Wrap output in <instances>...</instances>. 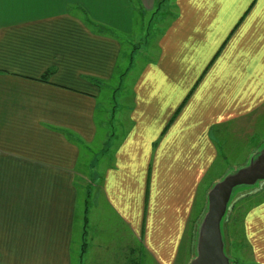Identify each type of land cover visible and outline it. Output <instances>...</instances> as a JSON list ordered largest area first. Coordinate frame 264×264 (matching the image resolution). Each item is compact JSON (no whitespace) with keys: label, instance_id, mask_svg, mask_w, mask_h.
I'll list each match as a JSON object with an SVG mask.
<instances>
[{"label":"crops","instance_id":"obj_1","mask_svg":"<svg viewBox=\"0 0 264 264\" xmlns=\"http://www.w3.org/2000/svg\"><path fill=\"white\" fill-rule=\"evenodd\" d=\"M140 47L132 100L104 122ZM263 118L264 0H0V264H129V229L154 264H181L221 143ZM106 144L84 189L79 165ZM97 186L126 233L91 222ZM245 238L264 264V201Z\"/></svg>","mask_w":264,"mask_h":264},{"label":"rangeland","instance_id":"obj_2","mask_svg":"<svg viewBox=\"0 0 264 264\" xmlns=\"http://www.w3.org/2000/svg\"><path fill=\"white\" fill-rule=\"evenodd\" d=\"M141 27L142 25H137L136 29L141 31ZM136 43H144V38L134 39L132 41V44ZM140 50L143 51L146 50V48L140 47L139 50L135 52V59L137 60V63L130 71L131 74L129 75V80H125L124 83V85L128 84L129 87H122L121 92L116 95L115 99L113 98V91L115 90V88L118 87L120 81L113 82L110 88H106V90H103L102 95L99 99V115L100 119L104 120V122L108 123L109 121L111 123L113 120L118 119L119 114L117 113V111L120 113L124 108V103L126 101L130 102L132 100L130 91L136 81V74L139 71V66L142 64L140 58L144 57L142 52L140 53ZM132 51V48L129 47V54ZM114 107L117 108V111ZM259 133H261V138ZM263 140L264 125H262L261 130L259 129V132H257V129L254 132L252 127H250V131H247V135H245L243 139L240 138L238 140L232 141L230 139L228 148H226L225 146L228 141H223L221 143V158L214 171L210 173L209 179H207L205 184L203 182V184L201 185L202 188L200 189V191L206 195V198H204V195H200L198 198L199 200L197 201V205L195 207L196 214L194 213L196 215L194 218L195 220H192L189 226L187 236L188 238L186 239L184 244L185 248H187V251L184 248L185 253L181 255V264H191V262L197 256L196 246L198 240V233L200 231V227L203 223V220L208 212V193L215 186V183H213V178L219 177V181H222L227 176L232 175L245 167H248L252 163L254 158L259 155L264 149ZM106 146L107 144L105 146L95 145L93 150L89 149L90 153L88 154L90 156L84 158L81 161L79 165L80 174L78 181L82 183L84 189H87V185L90 184V171L94 168L93 164L96 162V165H99L107 161L105 160V153L107 152V150L109 151V149H107ZM225 151H228L229 153H226ZM103 166L104 164H102L100 167L103 168ZM96 180L99 181V176L96 178ZM97 187L98 188L95 191H97L98 193L96 194V196H93L94 199L97 200V206L95 207L91 205V222L95 224L99 221L101 217H104L107 223L110 222V225L112 227L114 226L116 231H118L120 234L126 233V229L122 227L117 228V223L114 224V221L112 219L111 221L109 220V211L106 205L104 204L102 193L98 191L99 186ZM87 191L88 190H86V192ZM86 192L85 190L80 191L81 198H84ZM89 192H91L90 188ZM263 201L264 181H258L255 185L252 186L240 187L233 192L232 198L227 207L226 215L221 223V234L224 243V252L225 255L229 258L231 264H256L255 256L252 252V249L249 248L250 245L248 244V242L247 244L245 243L243 235L245 236V223L249 213L251 212V210H253L254 206L260 204V202ZM92 204H94L93 201ZM82 209H84L83 204L80 205V211H82ZM82 231L83 230L81 229V233ZM127 238L129 241V264H154L152 258L145 250L143 244L134 237L130 229L129 231L127 230ZM114 245L115 241L112 242V246L110 245V243H107V245L102 249H109L110 246L113 248ZM188 247L191 248L190 252ZM127 248L126 250L128 252ZM73 249L77 251L74 245ZM107 256L112 257L113 254L108 253ZM79 261L80 259L77 254V258H74L73 264H79ZM102 261L108 262L103 258ZM84 264H88L87 259L84 261Z\"/></svg>","mask_w":264,"mask_h":264},{"label":"water","instance_id":"obj_3","mask_svg":"<svg viewBox=\"0 0 264 264\" xmlns=\"http://www.w3.org/2000/svg\"><path fill=\"white\" fill-rule=\"evenodd\" d=\"M256 157L248 167L227 176L209 191L208 212L198 233L197 256L191 264H231L224 252L221 223L236 189L264 181V149Z\"/></svg>","mask_w":264,"mask_h":264},{"label":"trees","instance_id":"obj_4","mask_svg":"<svg viewBox=\"0 0 264 264\" xmlns=\"http://www.w3.org/2000/svg\"><path fill=\"white\" fill-rule=\"evenodd\" d=\"M102 31H103V30H101V32H102ZM211 64H212V63H211ZM51 74H52V71H49V72L43 77V79H46V78L49 77ZM201 80H202V78H200V79L198 80L197 86L200 84ZM195 88H196V86H195ZM195 88L193 89V91L195 90ZM193 91H192V92H193ZM243 238H244L245 243L247 244L244 235H243Z\"/></svg>","mask_w":264,"mask_h":264}]
</instances>
